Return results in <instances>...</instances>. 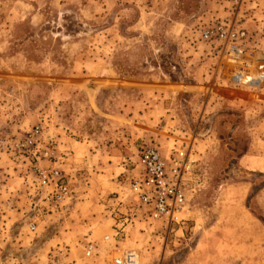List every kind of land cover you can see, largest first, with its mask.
<instances>
[{
    "label": "rangeland",
    "instance_id": "1",
    "mask_svg": "<svg viewBox=\"0 0 264 264\" xmlns=\"http://www.w3.org/2000/svg\"><path fill=\"white\" fill-rule=\"evenodd\" d=\"M229 18L264 53V0H0V264H115L128 252L184 264L233 243L239 264H264V174H228L264 138V83H230L218 43L201 39ZM36 126L54 161L18 148ZM144 147L195 161L167 228L131 191ZM35 165L61 172V207L43 200L54 181Z\"/></svg>",
    "mask_w": 264,
    "mask_h": 264
},
{
    "label": "built area",
    "instance_id": "2",
    "mask_svg": "<svg viewBox=\"0 0 264 264\" xmlns=\"http://www.w3.org/2000/svg\"><path fill=\"white\" fill-rule=\"evenodd\" d=\"M249 0H227L230 9L240 10ZM233 14V13H232ZM201 39L218 43L221 50V62L227 67L226 79L235 86L258 89L264 83V53L249 46L250 35L242 28L235 26L234 19H224L208 26L201 32ZM41 127L36 126L27 132L18 148L28 152L35 162L54 161V153L49 150L39 151ZM191 155L179 157L174 153L163 156L156 147H144L138 156L141 175L131 185V191L138 203L146 208L148 219L160 222L166 228L178 223V216L186 209L189 193L188 181L195 161ZM33 174L41 183L54 181V190L43 198L52 209L61 207L68 199L69 192L64 186L61 172L52 168L44 170L41 166L33 167ZM30 231L35 227L29 226ZM108 240V237L105 238ZM89 246L86 256L93 253ZM115 264H137L133 253H124Z\"/></svg>",
    "mask_w": 264,
    "mask_h": 264
},
{
    "label": "crops",
    "instance_id": "3",
    "mask_svg": "<svg viewBox=\"0 0 264 264\" xmlns=\"http://www.w3.org/2000/svg\"><path fill=\"white\" fill-rule=\"evenodd\" d=\"M239 14L240 12L236 15L238 16ZM84 64H86V62ZM261 86L258 89H260ZM262 127L264 129V124L258 129H261ZM251 140L252 141H248L247 152L238 156V158H235L236 162L228 169V174L235 173L237 171L249 173L251 175L264 174V138L260 139L259 137H252ZM228 141L229 144L234 145L236 142H240V139L230 136ZM253 149H255L256 152H252ZM194 156L198 157V155ZM234 233L235 232H232V241H235V239L237 240L238 237L237 234ZM201 250L202 251H197L196 248L192 249L184 264H220L223 261H225L226 264H239V257L236 253L235 243H233V247H230L228 250L224 248H218L216 251H213L212 249ZM213 257H222V259H213Z\"/></svg>",
    "mask_w": 264,
    "mask_h": 264
}]
</instances>
